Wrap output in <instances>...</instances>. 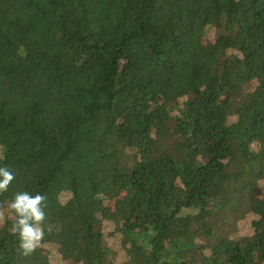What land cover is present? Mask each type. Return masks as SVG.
<instances>
[{"label": "trees", "instance_id": "obj_1", "mask_svg": "<svg viewBox=\"0 0 264 264\" xmlns=\"http://www.w3.org/2000/svg\"><path fill=\"white\" fill-rule=\"evenodd\" d=\"M256 70L264 0H0V207L47 197L30 255L8 212L0 264H264Z\"/></svg>", "mask_w": 264, "mask_h": 264}, {"label": "clouds", "instance_id": "obj_2", "mask_svg": "<svg viewBox=\"0 0 264 264\" xmlns=\"http://www.w3.org/2000/svg\"><path fill=\"white\" fill-rule=\"evenodd\" d=\"M3 152L0 151V160H3ZM15 179L14 172L7 166H0V194L8 190L9 185ZM47 197L44 194H32L28 191H18L7 203L6 209L0 207V226L8 219V212L12 214L10 232L17 235L19 249L23 255L35 252L45 238V220ZM52 226H48V231Z\"/></svg>", "mask_w": 264, "mask_h": 264}, {"label": "rangeland", "instance_id": "obj_3", "mask_svg": "<svg viewBox=\"0 0 264 264\" xmlns=\"http://www.w3.org/2000/svg\"><path fill=\"white\" fill-rule=\"evenodd\" d=\"M256 78L251 82V85L248 87V90L245 92L246 97H254V96H264V82H263V73L260 70H256ZM237 97L239 96L236 95ZM241 96V95H240ZM249 121V119H247ZM39 256L42 257L38 264H73V261L77 259H69L71 258H81L85 254L83 251H79L76 249L75 245H72L70 249L62 256L54 253L52 248L44 247L39 250Z\"/></svg>", "mask_w": 264, "mask_h": 264}]
</instances>
